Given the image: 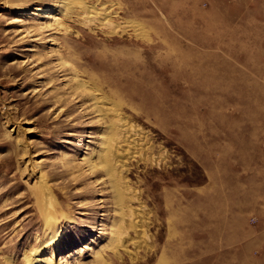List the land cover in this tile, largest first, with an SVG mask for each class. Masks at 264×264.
<instances>
[{
  "label": "rangeland",
  "instance_id": "obj_1",
  "mask_svg": "<svg viewBox=\"0 0 264 264\" xmlns=\"http://www.w3.org/2000/svg\"><path fill=\"white\" fill-rule=\"evenodd\" d=\"M65 3L0 0V264H264V0Z\"/></svg>",
  "mask_w": 264,
  "mask_h": 264
},
{
  "label": "bare ground",
  "instance_id": "obj_2",
  "mask_svg": "<svg viewBox=\"0 0 264 264\" xmlns=\"http://www.w3.org/2000/svg\"><path fill=\"white\" fill-rule=\"evenodd\" d=\"M61 8H62V10H65V9H67V3H65V0H61ZM79 8L81 9V10H83L84 11V13L86 14V16H85V18H86V20H85V22H98V24L100 25V26H105L106 25V12H96L95 10H92V9H90L89 7H86L85 5H82V4H80V6H79ZM68 9H69V7H68ZM79 13H80V11H79ZM50 19H51V22L52 23H50L48 26L50 27V25H52V24H55V22H56V20L58 19L57 18V16L55 15H52V16H50ZM58 22V21H57ZM84 22V23H85ZM58 24V23H57ZM97 24V23H96ZM128 25V24H127ZM57 31H58V29H56ZM62 30H64L65 31V28H63ZM62 32V31H61ZM66 32H67V29H66ZM65 32V33H66ZM136 32V31H135ZM138 32V31H137ZM137 34V33H136ZM80 84L79 85H81V86H83V84H81V82H79ZM91 96H93L92 98V100L94 101V104H95V106H98L97 104H100V103H102V101L100 100V99H98V96H97V94L96 93H94V91H91ZM108 140V139H107ZM109 142V141H108ZM107 142V143H108ZM106 143V144H107ZM112 143L111 142H109V146L111 145ZM46 224V223H45ZM56 239H57V237L56 236H53V237H50L49 238V241H48V243L46 244V247H45V249L44 250H42V248L39 250V252L41 253V254H43V256H41L40 258H37L36 260H32V261H30L29 259H25L24 260V264H67V262L68 261H66V260H62V261H59L58 263H55L54 261H53V252H52V250H50L49 251V248H47V247H49V246H51V245H53L55 242H57L56 241ZM47 250H48V252H47ZM26 258V257H25ZM24 259V258H23Z\"/></svg>",
  "mask_w": 264,
  "mask_h": 264
}]
</instances>
